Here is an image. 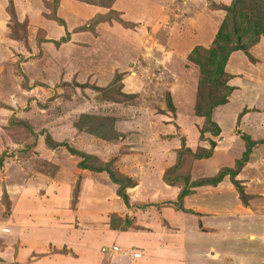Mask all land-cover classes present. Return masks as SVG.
Listing matches in <instances>:
<instances>
[{
  "label": "rangeland",
  "instance_id": "374dc122",
  "mask_svg": "<svg viewBox=\"0 0 264 264\" xmlns=\"http://www.w3.org/2000/svg\"><path fill=\"white\" fill-rule=\"evenodd\" d=\"M60 1L53 9L52 0H0V15H4L0 16V264H78L77 257L84 254L87 257L83 264H122L123 259L118 257L120 247L116 243L110 247L105 244L110 242L108 235L112 229L126 230L133 222L129 204L116 193L118 185L110 186L108 182L112 181L105 171L80 168L81 159L77 154L65 145L50 147L45 136L95 156L88 162L111 161L125 175L133 164L122 154L127 149L122 146L116 150L118 142H151L155 148L160 142L200 144L203 137L208 148L210 138L216 143L222 142L220 151L214 158L196 162L197 169L210 177L222 168L236 167V160L245 150L244 135L253 140L264 139V109L260 114L249 111L244 116L245 106H242V103H257L256 93L262 99L264 86L255 92L254 88L242 89L230 101L229 94L226 99L229 103L220 104L213 112V120L219 126L218 136L210 132L200 134L199 128L205 121L195 114L194 106L199 97H204L203 101L208 98L214 83L205 76L199 84V67L189 55H199L193 54L194 46L211 45L203 46L196 36L202 38L204 30H210L205 28L209 21L217 23L218 28L226 13L224 6L232 0H167L162 7L156 5V9L161 8L159 14L152 11V19L147 13L139 20L123 16V12L113 7L115 0H96L94 4L72 0L69 3L77 4V16L71 19L72 3L64 13H59ZM144 1L148 7L154 6L149 5L150 0ZM255 1L264 5V0ZM194 7L205 13H194ZM53 13L67 25L52 18ZM193 13L201 18L187 16ZM84 24L89 29L75 30ZM114 26L122 28L120 32L130 44L128 49L116 54V58L123 56L126 62L122 66L115 63L108 68L97 67L95 64L102 56L100 48L106 42L105 31ZM199 26L201 31L197 35ZM92 33L93 37L87 39ZM67 36L66 40L62 39ZM92 41L97 44L92 53L85 56L86 61L78 60L81 67H73L74 72L84 71L81 77H66V67L74 65L69 61L74 56L73 49L82 43L90 47ZM184 45L190 47L184 49ZM222 92L220 88L219 94ZM87 114L113 117L115 129L122 133L121 139L114 143L94 137L86 127L90 123L84 117ZM141 115L152 119L142 124L138 120ZM77 123H84V127L79 128ZM215 167H218L216 172ZM224 177L231 182L228 175ZM235 178L243 190L241 198L231 183L239 202L245 206V212L250 215L254 211V215L245 219L248 216L239 211L232 216V221L223 219L227 225L216 234H205V243L214 241L221 252L232 257L231 260L223 257L217 261L219 264H264L261 263V257L264 258V144L252 146L247 162ZM85 186L96 190L85 192ZM128 192L131 195L133 190ZM234 194L220 193L215 201L221 202V208L227 205L236 209ZM98 201L102 205L93 216L96 220L83 221L78 216L79 210L97 207ZM47 205L49 208H44ZM27 207L31 211L27 212ZM221 211L225 213L224 209ZM71 213L75 217L69 219L66 215ZM67 224L70 231L44 228ZM10 234L17 235L18 240L11 241ZM87 234L92 235L88 238L89 245L103 243L94 256L89 249L87 254L85 249L76 246L72 249L66 243L67 240L82 244ZM20 235L30 241L22 240ZM44 235L51 237L39 243L37 239ZM114 240L121 245L127 243L115 236ZM32 243L33 250L28 247ZM123 261L126 262L125 258Z\"/></svg>",
  "mask_w": 264,
  "mask_h": 264
},
{
  "label": "crops",
  "instance_id": "0c3cea01",
  "mask_svg": "<svg viewBox=\"0 0 264 264\" xmlns=\"http://www.w3.org/2000/svg\"><path fill=\"white\" fill-rule=\"evenodd\" d=\"M70 1L72 0L60 1L58 4L60 7L59 13H64V9L72 3L73 11L70 12V16L71 19H74L77 16V4H74V2L69 3ZM164 1L167 0H150L149 5L154 6L148 7L147 1L144 0H115L113 7L118 11L123 12L122 15L129 19L139 20L140 17H146L147 13L152 19L153 17L150 16L151 12L153 11L155 13L158 11L159 14L161 8L156 9V5L162 7L164 5ZM92 9L94 10L95 7H91V10ZM201 11L202 13H205L204 10L199 7H194L193 9V12L196 14L201 13ZM194 13L187 16H190V18H201L199 15ZM215 13H218L217 9L215 10ZM0 16H4L3 13ZM209 23L210 24H206L205 28L207 27L210 30H204L205 32L202 33V38L196 36V39L200 40L198 42L203 46L210 45L213 40L212 37L216 33L217 23H212L210 21ZM64 24V26L67 25L65 21ZM121 29L122 28H119L118 26H114L110 30L105 31L107 32L106 42L104 47L100 48L102 50V56L100 61H97L98 63L95 64L97 67L100 66L108 68L112 67L115 63L119 65L125 64L126 58L123 56H118V58H116L117 52L128 49L130 45L126 42L125 37H123L120 32ZM196 31L197 35L200 34L201 27L199 26ZM58 32L59 31L57 30V33L55 32V34L58 35ZM82 32L89 33L88 31ZM76 34L78 35L79 32H76ZM77 35L75 37H77ZM85 35L87 38V34ZM90 35L91 36L87 39H91V37H93V33ZM85 42L89 43V40H85ZM170 43L174 45L172 40ZM181 44L182 43L180 42V45ZM95 45H97L96 42L92 41L90 47L88 44L82 43L80 47L73 49L74 56L69 61H73L72 64L74 65H68L66 67V77L73 76L77 77L76 79L81 77L84 71L74 72L73 67H81L78 66L80 62L78 60L82 59L86 61L85 56L92 53V49ZM178 45H176V48ZM184 46V49L190 47V45ZM109 52H111V54ZM107 53L110 54V58L107 56ZM247 53L252 56L253 60L249 59ZM247 53L243 50H234L229 55L225 64V72L229 74L227 83L233 87V90L228 98L229 101L233 96H236L240 91H242V89L250 90L254 88L255 92L259 90L261 86H264V36H261L257 41L250 43L247 48ZM260 96L261 95L257 93L254 95V101L257 100V103H242V106H245L243 108L244 116H246L245 114L249 111L258 112L260 114V112L264 109V97L260 99ZM229 101L226 103H229ZM218 107L219 105L213 109V112ZM149 118H151V116L141 115L138 117V120L139 122H142V124H147ZM214 120L217 122L216 119ZM238 121L239 120L237 119V122ZM201 140L200 144L199 142H160L155 148H152L151 142H118L116 144V150L122 146L127 149L126 152L122 154L125 155V158L129 159L127 162H131V164H133V167L129 168L128 173L132 172L129 174L135 181L133 186L126 188V193L128 194L129 199L128 208L129 211H133V216L131 215V217H133V222L130 223L131 226L129 229L122 231L119 229L118 232L114 231L117 229H112L110 235H108L110 242L105 243L108 244L107 247H110L109 245L112 246V243H116L117 246L120 247L121 251L118 252V257H121L119 259L124 260L125 258L126 260V262L122 260V264H219L217 261L223 257L231 260L232 257H228V253L221 252L214 241L205 243L207 241L205 234H216L218 232L217 230L225 224L222 222L223 219L232 221L234 218L232 216L234 214H238L239 211H243L242 213H245L248 216L245 219L254 215V211H251L250 215L248 211L245 212V206L239 202L234 186L231 182L227 181L225 177H223L216 185H190L191 181H194L199 177L208 176L202 170L197 169L199 166H196V162L199 163L200 161L214 158L216 153L220 151V145L222 143H216L209 157L196 158L193 155L195 148L199 145L205 147V143L207 141L206 139ZM217 169L218 167H215L214 172H216ZM125 172L128 175L127 171ZM185 176L189 177L188 183L185 182ZM108 183L110 186L113 184V182ZM57 187L58 186H56V188ZM186 187L190 190V192L183 196L181 200V207L183 209H181L177 206V197ZM130 189L133 190L131 195L128 192ZM86 190L89 191L96 189H89L85 186V192ZM81 191L82 190L80 189L79 193H81ZM220 193H227L229 195L236 193L233 195L236 209H231L227 205L221 208V202L215 201L216 195ZM115 196L117 197L116 199H119L117 194ZM107 204L111 205V202H107ZM123 204L124 203L122 202L120 205L122 206ZM101 205L98 201L97 207L93 208L92 206L90 210L82 208L79 210L78 216L83 218V221L88 218L96 220L93 216L98 212ZM44 208L47 209L49 206H44ZM221 209H224L225 213H222ZM29 211H31V208L27 207V212ZM83 213L87 214L83 215ZM39 216L38 219H40ZM55 216L59 217L58 214H55ZM66 216H69V219L75 217L72 213L67 214ZM125 224L127 223L125 222ZM86 225H88V223ZM63 227L60 226L59 228H55L44 226V228L49 231H70L69 224L63 225ZM34 230L35 229H33V231ZM22 236L23 235H20V237ZM90 236L92 235H84L82 244H77L76 242L71 243L67 240L66 243L68 247H72V249H75V246L80 249H85L84 251L87 254L88 252L86 250L89 249V253L94 256L95 250L103 243H100L97 246L89 245L88 238ZM114 236L115 238H119L121 241L127 240V243L123 245L119 244L118 241L114 240ZM50 237L51 235H44L37 239V241L42 243L44 239ZM16 239L18 240L17 235L10 234L11 241H15ZM21 239L26 241L27 238L24 236ZM54 240L55 242L58 241L56 239ZM85 245L88 247H84ZM32 246H34L33 243L31 247H28L33 250ZM132 247H134L133 250ZM84 255L85 256L79 255L77 257L78 264L81 262L83 264V259L85 260L87 257L86 254ZM261 259V263H264L263 256Z\"/></svg>",
  "mask_w": 264,
  "mask_h": 264
},
{
  "label": "trees",
  "instance_id": "16d2710c",
  "mask_svg": "<svg viewBox=\"0 0 264 264\" xmlns=\"http://www.w3.org/2000/svg\"><path fill=\"white\" fill-rule=\"evenodd\" d=\"M87 3H96V0H82ZM58 0H52L53 9L56 8ZM110 3L106 4L109 5ZM225 16L223 17L220 25L218 26L212 43L208 47L194 46L193 54L198 52L199 55H189V59L196 63L200 71L199 84H202L204 77L207 76L210 81H213L214 86L212 92L208 96V100L203 98L197 100L194 106L195 114L204 118V125L199 128L200 134L204 132H210L212 135H218L219 126L212 118L213 109L220 104H224L228 95L233 90V87L227 83L228 74L224 71L225 64L231 52L234 50H243L247 53L248 44L255 42L261 35H264V5H258L255 0H232L230 4L225 5ZM57 18L60 24H64L61 18H58L55 13L51 16ZM98 19V16H96ZM89 29L85 24L75 28V30ZM92 30V29H91ZM68 38L64 37L63 40ZM59 41H56L58 43ZM200 50L202 52H200ZM248 54V53H247ZM249 59L253 60L252 56L248 54ZM220 88L223 92L219 94ZM200 90V85H199ZM206 104H203V103ZM90 119V123L87 122L86 127L89 133L94 137L117 142L121 139L122 133L115 129L113 125V117L99 116V115H84ZM79 128L84 127V123H77ZM211 127V128H210ZM203 139V137H201ZM245 141V150L239 159L236 160L235 168H222L215 175L210 177H203L190 182V185H216L226 175L230 177L231 183L237 189L239 196L243 198V190L239 186L240 181L236 179V174L239 168L247 162L251 153V148L254 144H264V139L253 140L248 135L243 137ZM45 142L50 147H56L58 145H65L74 154H77L81 160L78 162L80 168L89 169L91 171L102 172L105 171L109 175L110 180L118 185L116 193L122 198V200L128 205L129 199L126 194V188L135 184V181L125 175L121 174L114 167L111 161H98L97 164L88 162V159H94L95 156L91 154L79 151L71 146L67 142H53L49 136H45ZM208 148L197 147L193 152L194 157H209L212 153L215 140L208 138ZM2 164V158H0V166ZM188 176H185V182L188 183ZM190 190L184 188L177 197V206L181 207V200L184 195L189 193Z\"/></svg>",
  "mask_w": 264,
  "mask_h": 264
}]
</instances>
